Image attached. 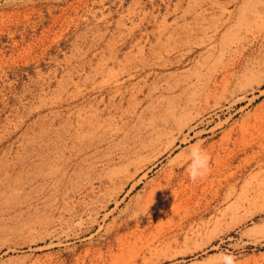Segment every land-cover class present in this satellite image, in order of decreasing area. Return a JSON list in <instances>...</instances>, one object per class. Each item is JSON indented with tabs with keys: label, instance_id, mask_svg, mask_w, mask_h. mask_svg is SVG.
<instances>
[{
	"label": "rangeland",
	"instance_id": "1",
	"mask_svg": "<svg viewBox=\"0 0 264 264\" xmlns=\"http://www.w3.org/2000/svg\"><path fill=\"white\" fill-rule=\"evenodd\" d=\"M225 255L264 264V0H0V264Z\"/></svg>",
	"mask_w": 264,
	"mask_h": 264
},
{
	"label": "clouds",
	"instance_id": "2",
	"mask_svg": "<svg viewBox=\"0 0 264 264\" xmlns=\"http://www.w3.org/2000/svg\"><path fill=\"white\" fill-rule=\"evenodd\" d=\"M188 160L189 162L185 170L190 181L196 182L208 174L210 170V157L202 147L192 145L191 151L188 154ZM223 264H234V257L225 255L223 257Z\"/></svg>",
	"mask_w": 264,
	"mask_h": 264
}]
</instances>
